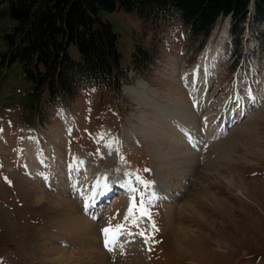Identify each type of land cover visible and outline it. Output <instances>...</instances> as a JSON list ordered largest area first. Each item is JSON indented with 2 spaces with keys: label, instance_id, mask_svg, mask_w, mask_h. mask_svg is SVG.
I'll list each match as a JSON object with an SVG mask.
<instances>
[{
  "label": "rangeland",
  "instance_id": "obj_1",
  "mask_svg": "<svg viewBox=\"0 0 264 264\" xmlns=\"http://www.w3.org/2000/svg\"><path fill=\"white\" fill-rule=\"evenodd\" d=\"M5 8L0 0V264H49L51 250H78L65 237L70 235L68 222L85 213L100 176L116 182L111 186L115 194L100 204L103 209L97 206L94 221L100 229L113 219L124 225L110 245L119 252L108 253L110 264L133 255L137 248L142 250L141 264H264L261 32L257 37L249 29L238 46L231 41L228 18L219 20L205 40L192 38L178 19L150 29L135 14L121 9L103 12L102 19L119 36L122 68L131 69L135 55L142 57L145 51L152 57L150 65L129 72L118 92L104 86L89 88L74 102L41 106L37 114L27 107L30 85L21 64L2 65L5 35L16 26L4 14ZM69 52L80 57L76 46ZM204 54L210 57L209 70L203 66L195 72ZM192 70L200 78L188 92L184 87L193 85ZM250 93L258 95L259 105L249 101L244 117V107L237 102L248 101ZM233 112L234 119H244L212 138V130L223 126L224 116L233 117ZM181 134L185 137L179 146ZM195 139L201 142L198 148L192 146ZM105 143L111 147L105 148ZM30 152L36 155L34 163ZM27 166L41 173L30 176L34 174L28 171V176ZM129 172L152 182L148 190L137 185L145 192L150 219L137 212L135 224L131 218L125 220L131 197L128 182L135 184L125 175ZM239 187L245 196L238 195ZM42 190L71 203L38 205L35 192ZM208 191L224 201L220 208L199 197ZM139 199L138 195L137 203ZM186 201L194 205L196 214L184 209ZM167 205L173 207L172 215ZM179 226L188 228V244H180L175 236Z\"/></svg>",
  "mask_w": 264,
  "mask_h": 264
},
{
  "label": "trees",
  "instance_id": "obj_2",
  "mask_svg": "<svg viewBox=\"0 0 264 264\" xmlns=\"http://www.w3.org/2000/svg\"><path fill=\"white\" fill-rule=\"evenodd\" d=\"M4 14L16 24L6 33L2 65L19 62L30 85L28 108L33 111L75 101L82 90L107 87L116 92L127 82L120 65L117 34L103 12L121 9L135 14L145 28L180 20L192 38L207 39L217 22L231 17V41L240 45L245 27L261 32L264 51V0H4ZM76 46L80 57L69 52ZM149 52L135 55V72L151 62ZM37 114L40 113L36 110ZM39 111V112H38Z\"/></svg>",
  "mask_w": 264,
  "mask_h": 264
},
{
  "label": "bare ground",
  "instance_id": "obj_3",
  "mask_svg": "<svg viewBox=\"0 0 264 264\" xmlns=\"http://www.w3.org/2000/svg\"><path fill=\"white\" fill-rule=\"evenodd\" d=\"M224 33L228 34L226 31ZM229 33H230V30H229ZM256 35H257V37L259 36L258 33ZM222 38H224V35L222 36ZM205 56H206L205 54L202 56L201 60L199 61L200 64L198 67H195L196 65L194 66L195 68L193 67L195 72L198 68L203 70L204 69L203 66H206V67L208 66L207 61L210 59V57L206 58ZM209 67L210 66H208L206 71L209 70ZM191 72H192V75L194 77L193 78L194 79L193 85L189 86L188 88L184 87L185 91H188V92H193L192 87L196 86L194 84V82H195V80L198 81L200 78V77L195 78V74H194L193 70ZM185 86H186V84H185ZM196 97L198 99L199 95H196ZM247 99H249V100L245 101L244 99L243 100L240 99V103L242 104V106L244 105L245 109H246V112H244V117H245V115H247L246 113H247L248 108H250V106H249L250 102L256 104V106L259 105L258 104V95H255L254 93H252V94L250 93V96ZM252 109H253V107H252ZM185 113H187L185 116L188 118V114H189L188 110ZM240 115H242V113ZM235 117H236L235 113H234L233 117L226 114L224 116V125L219 126V127L217 126L215 129L212 130L211 135L214 136V137L212 136V138H215V137L217 138L218 135L221 136L222 134H226V130L229 127L233 126L234 123H237L238 121L244 119V117L243 118L237 117V120H236V119H234ZM248 128H249V125H248ZM247 129L246 130L244 129L243 131L246 132ZM250 133H252V132H250ZM184 135L185 134H181L180 136H177L179 138L178 142H176L177 145L180 146V144H182V140H180V138L185 137ZM223 137H224V135H223ZM193 142L194 143L192 144V146L196 147V148H198L201 144V142L197 141L196 139L193 140ZM181 146H182V148H184L183 145H181ZM29 151H30V149H29ZM33 154H34L33 152L32 153L30 152L28 155L32 159V162L34 163L36 155L35 154L33 155ZM168 155H170V154H168ZM182 157L190 158V156H188L185 153H183ZM165 158H167V157H165ZM36 160H38V159H36ZM45 163H47V162H45ZM27 167H28L27 168V174H28V171L30 174H32V173L34 174V175H30V176L39 175L41 173V169L37 170V169H35L36 167H30V166H27ZM49 167H51V169L56 168L55 165L54 166L51 165ZM28 176H29V174H28ZM233 177H234L233 181L237 180L235 176H233ZM98 181H99V184H98V186H96V189L92 192V194H93L92 198H91V200H89V203L85 207L86 208L85 213H84V211H82L83 214L80 213L77 217H74L72 220H70L68 222V229L70 231V235L67 234V236H65V237L68 238V240H70L71 244H73V246L75 245V247L78 248V250H74L73 252L62 251V250L61 251L60 250H51L50 254L48 255V259H47V262L49 264H110L109 259H108V256H109L108 253L110 255H115V253L118 252L116 250L109 251L108 248L105 247L106 237H105L104 233L102 232V229L108 227L109 225H112L113 227H115L116 225H118L120 223V222H118L119 220H116V219L114 220L112 218L113 220H109V223H111V224L106 223V224H104V226L107 224L108 225L105 227L102 224L101 229L99 228V225L96 224V222L94 221L95 216L97 214H99V210H98L97 206H99L103 202L102 201L103 199L108 198V196L110 195V190L113 189V188H111V186H113V185L116 186V182L108 181V179L103 177V176L98 177ZM118 183L125 185L124 181L123 182L120 181ZM66 189L67 188L65 187L64 190H66ZM237 190H238L239 196H245V193L243 192L241 187L237 188ZM49 196H51V195H48L44 190H42L41 192H35L34 203L36 202V204H38V205H41V204H44V203H47L50 201H52V202L55 201L56 204L66 203L69 205L71 203L69 200L62 198L60 196H51L52 200L51 199L48 200ZM199 197L201 199L203 198L204 200L206 198H208V200L213 201L215 203V205H217V206L218 205L222 206L221 203H224V201L220 200L217 196L210 195L209 191L206 194L199 195ZM171 202H173V201H171ZM185 207H186V210L188 209L190 211L189 213H194V214L197 213V210L194 207V205H190V203H188L187 201L184 204V209H185ZM218 207L216 209H218V210L222 209V207H221V209H219L220 207L219 208ZM167 209H168L170 214L172 213V210H174L173 207H170L169 205H167ZM86 213H88L89 216ZM170 220L172 223L174 222V218L172 216H170ZM174 232H175V236L180 240V244L185 245V244H188V242H190V240L188 241V238L186 237L187 232H189L188 228H185L183 226H179V228L174 229ZM68 240H67V242H68ZM98 242H99V244H97ZM137 250H139V251L135 252L131 256H128V255H126V257H125V255H123V257L120 256L118 262H115L114 264H141L142 250L140 248H137ZM51 256H54V258H51ZM114 257H116V256H114Z\"/></svg>",
  "mask_w": 264,
  "mask_h": 264
},
{
  "label": "snow or ice",
  "instance_id": "obj_4",
  "mask_svg": "<svg viewBox=\"0 0 264 264\" xmlns=\"http://www.w3.org/2000/svg\"><path fill=\"white\" fill-rule=\"evenodd\" d=\"M99 139L102 141L104 139L103 134L99 136ZM105 148H110L111 145L105 143L104 144ZM123 160V158H121ZM144 171H149L148 169H145ZM126 176L133 177L135 180V184H133L132 180H129V192L131 193L130 197V206L128 208L127 214L125 215V220L129 221L131 218V223L135 224V214L139 212L140 215H148L150 219V214L147 211L146 204H145V192H141L137 185L142 187L145 190L150 189L152 182L150 181H145L142 177L139 176L138 172L137 173H125ZM147 195L151 196L153 195L152 192L147 191ZM139 195V203H137V196ZM124 228V225L118 224L115 227L112 225H109L108 227L102 229V232L104 233L106 239H105V247L108 248L109 251H112L113 248L110 247V245H114L116 243V240L118 239L119 235L121 234L122 230ZM153 230L155 229V224L153 222L152 224ZM140 235H145L144 232H141ZM147 237L145 239V243H147Z\"/></svg>",
  "mask_w": 264,
  "mask_h": 264
}]
</instances>
